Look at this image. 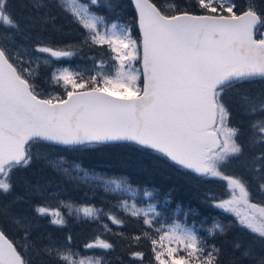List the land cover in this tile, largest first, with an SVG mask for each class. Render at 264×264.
<instances>
[{
	"label": "trees",
	"instance_id": "trees-1",
	"mask_svg": "<svg viewBox=\"0 0 264 264\" xmlns=\"http://www.w3.org/2000/svg\"><path fill=\"white\" fill-rule=\"evenodd\" d=\"M79 1L105 24L122 17L126 32L139 43L130 0H120L111 10L103 3L99 8L87 0ZM2 5L0 47L39 98L51 102L66 98L62 82L55 79L51 66L43 64L41 49L60 50L67 61L78 66L74 73H80L82 67L92 71L93 63L103 64L98 69L107 71L105 63L113 56L110 43L95 39L106 26L89 27L82 14L75 16L58 0H3ZM180 5L183 12L205 14L186 2ZM241 7L261 17L255 33L261 39L264 0H242ZM135 72L141 91V64ZM261 79L234 84L243 90ZM54 84L59 91L52 90ZM231 87L219 92L221 105L222 99L228 103L226 93ZM92 88L102 89L89 80L74 83L72 78L66 86L69 92ZM260 116L264 126V109ZM28 155L25 163L10 166L0 178L5 186L0 188V229L25 264H41L39 258L45 257L52 264H70L64 261L69 249L82 254L102 252L106 255L102 264H264V240L219 211L217 200L205 194L217 192L213 190L215 181L206 183V177H196L157 152L133 144L62 148L32 141ZM224 172L232 176L226 169ZM82 207H89L92 213L84 215ZM24 219L30 225H24ZM180 221L195 232L198 255L188 252L183 258L186 251L170 238V225ZM217 222L222 228H215ZM39 249H43L42 256L37 255ZM59 249L66 252L60 255Z\"/></svg>",
	"mask_w": 264,
	"mask_h": 264
},
{
	"label": "water",
	"instance_id": "water-1",
	"mask_svg": "<svg viewBox=\"0 0 264 264\" xmlns=\"http://www.w3.org/2000/svg\"><path fill=\"white\" fill-rule=\"evenodd\" d=\"M130 1L141 45L140 95L93 88L49 102L31 91L0 48V178L7 166L25 162L33 140L59 147L134 144L198 177L210 173L209 157L221 148L216 91L264 77V34L255 38L261 18L251 10L166 16L151 0ZM0 264H24L1 229Z\"/></svg>",
	"mask_w": 264,
	"mask_h": 264
},
{
	"label": "rangeland",
	"instance_id": "rangeland-1",
	"mask_svg": "<svg viewBox=\"0 0 264 264\" xmlns=\"http://www.w3.org/2000/svg\"><path fill=\"white\" fill-rule=\"evenodd\" d=\"M58 1L75 16L79 15L80 17V14H82L89 27L92 28L94 26L96 29V26L98 28L100 25V29L102 25L106 26L107 30H105L103 35L95 39L110 43L113 54L112 61L108 60L109 62L105 63L107 67L105 72L98 69V66L103 68V64L93 63L92 71L86 72V69L82 67L80 73H74L78 66L67 61L64 57L65 54L60 50L41 49L39 56L42 57L43 64L51 66V72L55 79L62 82L63 88L61 90H63L64 96L66 95L67 97L72 93L69 92L70 90H66L71 78L74 83H78L81 80H89L101 85V90L114 95L126 97L139 95L141 92L139 91V85H137L139 78L136 77L135 71L138 68V64H141L140 38L138 43L135 38H132L125 31L123 18L118 17L110 20L109 24H105L99 14L87 12L86 6L82 2L80 3L79 0ZM119 1L87 0L86 2H89L90 6L95 5L99 8L102 7L100 4L103 3L106 8L108 7L111 10ZM154 1L167 16H173L181 11L179 10L181 7L180 2H186V6H194L204 11L205 14L211 15H237L243 12L241 7L242 0ZM2 9H4V6ZM238 85L234 83L230 85L232 87L228 91L231 92L226 93L229 98L227 99L228 103L222 99V105L218 104V113L223 116L222 121L220 120L218 132L224 142L222 149L211 155L208 161L211 176L204 180L210 184L215 181L213 190H217V192L214 191L215 194L212 192L205 194L209 195L211 199L217 200L216 206L219 211L224 212L226 216H229L240 226L245 227L264 240V204H261L264 199V126L260 118V111L264 109V79L253 81V84H249L243 90H238L240 87ZM57 86L58 84H54L52 90L59 91L56 89ZM227 105L233 107L236 112L232 113L230 111L231 108ZM225 169L226 172H231L232 176H227L224 172ZM218 179L223 181L220 182ZM4 187L3 182H0V188L3 189ZM82 209L85 212L84 215L92 213L89 207H82ZM40 213L47 215V213ZM50 216L54 218L52 215ZM14 222L19 224L20 221L14 219ZM23 223L26 226L30 225L27 219H24ZM170 226L168 229L170 238L175 242L176 246L181 244L182 249L186 251L185 255L182 256L183 258L186 257L188 252H193L194 255L200 253L198 249L199 241L191 227L188 228V226L182 225L181 221L178 222V225L171 224ZM214 226L216 229L222 228L220 222L214 223ZM216 229L211 230L215 232ZM206 232L209 233L208 230ZM99 247L105 249V246L101 244H99ZM41 252H43V249L37 250V255L42 256ZM65 252L63 249L58 250L60 255ZM242 256L246 257L247 255L244 254ZM105 257L106 255L102 254V252L82 254L69 249L65 253L64 261L65 263L70 262V264H102V258ZM39 259L41 264H52L47 257ZM261 263H264V255L261 257Z\"/></svg>",
	"mask_w": 264,
	"mask_h": 264
},
{
	"label": "bare ground",
	"instance_id": "bare-ground-1",
	"mask_svg": "<svg viewBox=\"0 0 264 264\" xmlns=\"http://www.w3.org/2000/svg\"><path fill=\"white\" fill-rule=\"evenodd\" d=\"M261 18V17H260Z\"/></svg>",
	"mask_w": 264,
	"mask_h": 264
}]
</instances>
